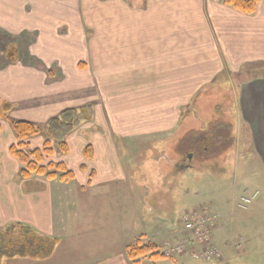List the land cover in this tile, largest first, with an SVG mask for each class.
<instances>
[{"label": "crops", "instance_id": "0c3cea01", "mask_svg": "<svg viewBox=\"0 0 264 264\" xmlns=\"http://www.w3.org/2000/svg\"><path fill=\"white\" fill-rule=\"evenodd\" d=\"M49 9L59 11L60 33L44 22L47 13L41 11ZM251 61H264V0L249 15L220 0H0V99L12 104L8 119L0 122V230L17 222L58 239L46 259L12 256L0 264H134L125 248L143 238L119 224L112 210L101 211V202L112 198V187L124 179L109 177L104 188L95 189L98 173L88 163L100 156L109 170L121 169L117 138L141 137L150 128L178 130L193 94ZM75 64L77 82L71 83L66 71ZM52 69L62 76L52 78ZM117 91H125L123 101ZM101 94L110 95V104ZM238 96L241 120L264 169V77L241 81ZM120 101L126 113L119 121L108 123L99 114L84 120L65 136L68 150H58L70 170L77 158L78 170L87 176L83 185H72L75 177L68 182L20 177L8 150L16 142L10 120L47 126L64 111L103 102L111 113ZM36 136L27 140V149L42 146L43 138L30 146ZM87 144L93 148L89 160L83 154ZM214 234L230 241L222 228Z\"/></svg>", "mask_w": 264, "mask_h": 264}, {"label": "rangeland", "instance_id": "374dc122", "mask_svg": "<svg viewBox=\"0 0 264 264\" xmlns=\"http://www.w3.org/2000/svg\"><path fill=\"white\" fill-rule=\"evenodd\" d=\"M88 1L94 2V0H85V2ZM98 1L105 3L109 0ZM50 10L52 9L41 11L47 13V16H44V22L48 25H56L55 28L60 33L61 26L58 27L57 24L61 21L57 15L59 11ZM93 11L97 12L98 9H91V12ZM68 12L66 16L71 14L69 22L72 24L75 14H72V10ZM87 12L91 13L86 9ZM52 20L53 23H51ZM64 20L68 21V18ZM87 30L89 31V29ZM60 46L62 47L63 43ZM70 69L72 70L66 71V73L69 72L67 74L68 81L76 83L78 75L76 64L72 65ZM50 76L58 79L62 76V72L52 69ZM86 76L85 74V79H87ZM256 76L264 77V61L247 62L239 68V71L217 75L211 82L205 83L206 91L198 96L195 104L185 107L189 113L183 111L182 121L177 124L178 130L155 133L150 128L148 134L141 137L117 138L115 149H118L119 152L121 169L109 170L108 163H105L104 158L100 156H97L92 164L88 163V167L93 166L98 173L96 183L93 180L95 189L104 188L103 181L109 177L124 179V182H119L115 185L116 187H112V198L101 202V211L112 210L111 212L118 215L119 224L128 229L132 228L134 232H139L140 238H143L142 241L154 242L160 246L159 250H161L162 242L168 239L169 233L180 231L178 236L181 235L180 215L184 210L207 205L209 209L221 213L219 223L222 224V234L227 232L230 235L229 243L236 242L239 237L244 240L241 252L237 253L229 249L225 252L224 259L230 264H264V169L253 151L251 135L248 134L249 129L244 124L245 121L241 120L240 107L238 106L239 83ZM104 92L107 91H102V93ZM123 92L125 94V91L116 93L118 96L121 95L122 101L124 100ZM196 94L191 95L193 97ZM101 99L110 104V95L101 94ZM108 104L104 105L103 102L102 106L93 104L89 111L95 117L98 114L100 117H107L108 123L119 121L121 117L125 116L124 102L122 105L121 101L120 105L115 103L111 113ZM79 118H82V115ZM97 124L105 125L103 121L99 120ZM38 127L41 129L42 136L33 138L30 141L31 147H34L40 138L46 140L49 137L46 125H38ZM211 127L213 128L211 129L212 133H207L208 128ZM184 136L188 146L190 139L194 141L197 139V148L203 147V145L214 146V148L202 149L205 150L203 152L201 151L202 147L189 149L188 152H193V156L196 153L199 155L198 158L194 156L193 161L195 164L198 163V167H202L204 171L195 168L188 169L178 178V186L173 190L175 207L170 217L165 216L164 213L151 212L145 204L147 180L156 172H166L171 168V162L179 159L177 148ZM231 144L234 145V149L230 147ZM223 145L227 146L224 151L221 149ZM217 146L220 149H217ZM71 148L73 149V147ZM100 149H106V147L103 146ZM62 158L60 152L55 151L51 160L58 162ZM213 162L222 165L225 172L221 175L220 173L214 175L209 173L208 166L211 163L213 165ZM69 167L75 173L76 180L72 182V185H83L87 176L78 170V161L74 156L69 162ZM91 178L93 179L94 176ZM253 191L259 192L257 198L247 209H239L236 206L239 196L243 193L250 194ZM98 209L100 210V207ZM171 219L173 220L171 221ZM3 230L4 228L0 230V233L4 232ZM215 231L217 233L219 230ZM146 236H151V239L149 237L146 239ZM22 237H24L23 234L18 229H14L3 234L0 238L3 247L9 249L10 247L17 248L24 240ZM215 241L217 244L224 242V240H218L217 234L213 233V242ZM2 260L5 258L2 257ZM213 263L215 261L195 259L189 253H184L175 256L173 260L170 258L142 259L140 264Z\"/></svg>", "mask_w": 264, "mask_h": 264}, {"label": "trees", "instance_id": "16d2710c", "mask_svg": "<svg viewBox=\"0 0 264 264\" xmlns=\"http://www.w3.org/2000/svg\"><path fill=\"white\" fill-rule=\"evenodd\" d=\"M224 5L244 14H252L257 8L258 0H220ZM207 86H202L197 94L191 98L190 104H195L198 96L204 93ZM12 105L0 99V122L8 119V113ZM90 106L74 111H64L59 117L51 119L47 125L49 137L43 142L42 146L34 149H27V140L30 137L41 133L38 126L29 121L10 120L11 129L15 135L16 142L9 146V154L19 163V175L22 178L42 177L46 180L57 179L61 182L73 180L75 175L66 164L62 161L54 162L49 160L56 150L66 152L68 150L64 142L65 136L70 133L81 119L90 118L86 114ZM185 112L189 113L187 108ZM79 112V113H78ZM82 115V118L79 116ZM226 149H223V151ZM86 159H92L93 148L87 144L83 149ZM84 170L85 167L81 166ZM93 173L90 174V178ZM18 229L24 237L19 246L5 249L0 238V261L2 257L20 256L30 259H46L51 256L55 246L58 243L57 238L47 237L38 234L26 224L9 223L4 227L3 234ZM126 257L134 264H140L142 259L157 260L163 259L164 256L159 250V246L154 242L141 241L137 239L134 243L125 248ZM174 259V258H170Z\"/></svg>", "mask_w": 264, "mask_h": 264}, {"label": "built area", "instance_id": "2783aa9c", "mask_svg": "<svg viewBox=\"0 0 264 264\" xmlns=\"http://www.w3.org/2000/svg\"><path fill=\"white\" fill-rule=\"evenodd\" d=\"M257 196L258 191L243 193L236 201V206L245 210ZM220 219L221 213L207 206L185 210L180 217L185 237L180 235L176 240L165 241L162 255L169 258L189 253L195 259L215 261L214 264H230L224 259V252L229 249L238 252L242 247L243 239L239 238L232 244L213 242V233L222 228Z\"/></svg>", "mask_w": 264, "mask_h": 264}, {"label": "flooded vegetation", "instance_id": "af4514ba", "mask_svg": "<svg viewBox=\"0 0 264 264\" xmlns=\"http://www.w3.org/2000/svg\"><path fill=\"white\" fill-rule=\"evenodd\" d=\"M83 108H85V107H83ZM83 108H81V109H83ZM11 109H12V107H11ZM11 109H10V111H11ZM10 111H9V113H10ZM9 113H8V116H9ZM86 115L89 116L90 118L81 119L78 122L77 126L84 120H92L93 114H91L90 111H89V115L88 114H86ZM22 121H24V120H22ZM211 129H213V128L212 127L208 128L207 133H210V132L212 133ZM210 135H207V136H210ZM217 137H219V136H217ZM184 139H185V136L182 137V142L178 145L179 147L177 148L179 151V154H178L179 159L173 160L171 162V164H170L171 168L166 170V172H164V173L156 172V173L152 174V177L149 180H147L148 181V185H147L148 187L146 189L147 194H146V198H145V204L149 207L151 212H156L159 214L164 213L165 216L170 217L173 214V210L175 207L173 190H175V187L178 186V178L181 176V174H184L188 169L195 168V169H200V170L204 171V169L202 167H198V165H197L198 163L195 164V162L193 161L194 160L193 157L196 156L198 158L199 155L196 153L193 156V152H188L189 149H200V147H202V146L197 148L198 147L197 139L195 141L193 139H190V142H189L190 145L188 146V144H186ZM217 141H218V139H217ZM235 146L237 147V145H235ZM226 147H227L226 145H223L221 147V149L222 150L226 149ZM230 147H233V149H234V145L232 146V144H231ZM209 148L213 149L214 146L211 147L209 145L208 146L203 145V147L201 148V151L203 152L205 150H208ZM216 148L220 149L219 146H217ZM202 149H205V150H202ZM56 151H58V150H56ZM200 159H202V158H200ZM208 172L213 174V175L215 173H218V174L220 173V175H221L222 173L225 172V168H223L222 165H219L217 162H213V165L211 163V165L208 166ZM171 220H173V219H171Z\"/></svg>", "mask_w": 264, "mask_h": 264}]
</instances>
